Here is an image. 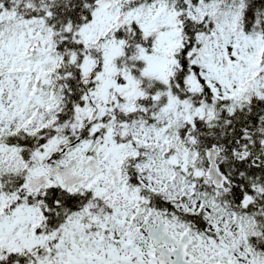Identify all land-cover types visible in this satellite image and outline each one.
Listing matches in <instances>:
<instances>
[{"label":"snow or ice","instance_id":"snow-or-ice-1","mask_svg":"<svg viewBox=\"0 0 264 264\" xmlns=\"http://www.w3.org/2000/svg\"><path fill=\"white\" fill-rule=\"evenodd\" d=\"M0 264H264V0H0Z\"/></svg>","mask_w":264,"mask_h":264}]
</instances>
